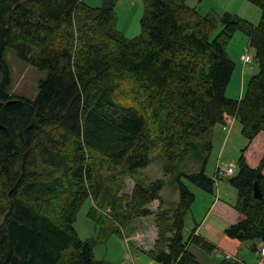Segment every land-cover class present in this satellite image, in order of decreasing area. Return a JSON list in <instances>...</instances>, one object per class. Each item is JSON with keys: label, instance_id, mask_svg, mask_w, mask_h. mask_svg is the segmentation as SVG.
Here are the masks:
<instances>
[{"label": "trees", "instance_id": "obj_1", "mask_svg": "<svg viewBox=\"0 0 264 264\" xmlns=\"http://www.w3.org/2000/svg\"><path fill=\"white\" fill-rule=\"evenodd\" d=\"M246 1L261 11L257 25L229 13L218 22L182 1L142 0L140 34L127 39L114 0L98 8L82 0H0V264H108L95 259L94 245L123 237L149 216L156 238L148 255L156 263L201 264L189 246L209 254L215 247L197 227L183 242L195 196L182 179L213 193L204 137L225 117L240 123L247 146L229 178L237 220L224 234L264 243V0ZM237 31L254 50L258 72L243 97L231 100L225 92L235 65L226 46ZM5 49L46 72L33 101L9 94ZM152 152L176 175L179 203L170 212L149 208L160 201L161 180L136 181L123 192ZM190 160L199 170L179 171ZM85 199L98 230L90 241L74 228Z\"/></svg>", "mask_w": 264, "mask_h": 264}, {"label": "rangeland", "instance_id": "obj_2", "mask_svg": "<svg viewBox=\"0 0 264 264\" xmlns=\"http://www.w3.org/2000/svg\"><path fill=\"white\" fill-rule=\"evenodd\" d=\"M86 5L94 8L102 6L103 0H82ZM114 12L117 19V29L127 39H131L140 34V19L144 12L142 0H114ZM182 1L190 7L196 8L201 15H206L216 19L218 22L224 13H229L240 17L252 25H257L260 20L261 11L257 6L248 3L246 0H177ZM221 25L218 24L214 33H218ZM226 52L233 61L235 68L226 88L225 95L228 99L239 100L243 97L247 83L251 76L258 72V66L254 59V50L249 46L247 37L237 31L234 33L226 46ZM249 55L251 62L245 64L241 56ZM3 59L10 74L9 94L12 97L24 98L33 101L38 93V84L45 79L46 72L40 71L27 63L21 61L16 53L11 49H5ZM2 74L0 72V81ZM123 102L128 103L126 97ZM223 125H216L205 135V140L210 143L211 149L205 166V173L215 180L213 193H207L198 187L189 184L184 179L182 181L194 194L195 200L190 211L184 218L182 231L183 242L186 243L193 229L201 228L200 234L203 236L207 225L219 229L223 223L218 216V200L230 207L236 200V190L229 184V178L215 177L216 167H225L229 164H236L240 151L247 146L246 139L241 135V125L233 119L232 125L227 126L223 131ZM262 141L258 142V145ZM262 145V144H261ZM258 148L253 150V157L257 154ZM150 164L142 169L133 172L124 180L123 192L129 194L136 181L149 185L156 180H161L163 187L159 192L160 201H154L149 208L157 214L160 211L170 212L179 203V193L175 181V173H166V162L150 153ZM199 165L193 161H187L179 171L190 173L198 171ZM215 202L216 208L212 207ZM2 203V193L0 191V204ZM91 200L85 199L77 212L74 228L77 237L81 241H90L97 238L98 230L94 223L87 218V213L91 207ZM154 216L136 219L125 230L126 235L133 236L134 241L126 242L123 237L110 236L103 243H96L93 247L94 257L98 261L108 264H158L148 252L140 250L136 245L143 243L145 250L152 244L154 238ZM207 229V228H206ZM138 235V236H137ZM225 236V234H224ZM138 237V238H137ZM226 240L228 237H224ZM155 241V240H154ZM237 246L226 245L225 241L213 253H205L194 245L189 246V251L201 264H217L222 259L239 262L240 264H256L258 262L257 252L251 250L252 242H239L234 240ZM140 245L143 247L144 245ZM148 246V247H147ZM219 254V255H218Z\"/></svg>", "mask_w": 264, "mask_h": 264}, {"label": "crops", "instance_id": "obj_3", "mask_svg": "<svg viewBox=\"0 0 264 264\" xmlns=\"http://www.w3.org/2000/svg\"><path fill=\"white\" fill-rule=\"evenodd\" d=\"M241 58H242V56H241ZM215 202H217V201H214V203L212 204V207L216 208L217 204H219V207L217 208L218 216L220 217V220L223 223L220 225L219 229L212 228L211 225H207V227H206L207 229L205 228V230H204L206 233L203 234V236H201V234H200L201 228L197 227L196 232L202 239H204L206 242H208L211 245H213L215 247V250L220 251V249H218V246H220L222 243H224V241H225L226 245H231V247L237 246V244L234 242V240H226V238H224L225 237L224 236L225 229L230 224L236 222L237 215H236V213L232 210V208L229 205H226V204L220 202L219 200H218L217 204H215ZM125 231L126 230L123 231L124 240L126 242L134 241L133 236H131V234L130 235H126ZM153 235H154V238L152 240V244H151V246H149L147 251L145 250L146 248H145V245L143 243H139L138 245H136V247H138L142 251L148 252L152 248L154 240L156 238V229L155 228H154V234ZM142 244L144 246L140 247V245H142ZM253 245L255 246V248H258L260 246H264V243L262 241L258 240V241H254ZM251 250H252V247H251Z\"/></svg>", "mask_w": 264, "mask_h": 264}, {"label": "built area", "instance_id": "obj_4", "mask_svg": "<svg viewBox=\"0 0 264 264\" xmlns=\"http://www.w3.org/2000/svg\"><path fill=\"white\" fill-rule=\"evenodd\" d=\"M242 60L245 64L251 62V58L249 55L242 56ZM232 121L233 118L225 117L224 124L222 127L223 131L227 130V126L230 127L232 125ZM235 172H236V164H229L225 167H216L215 177L227 178L233 176ZM255 252H257L258 255V262L256 264H264V246L255 248Z\"/></svg>", "mask_w": 264, "mask_h": 264}, {"label": "water", "instance_id": "obj_5", "mask_svg": "<svg viewBox=\"0 0 264 264\" xmlns=\"http://www.w3.org/2000/svg\"><path fill=\"white\" fill-rule=\"evenodd\" d=\"M253 192H254V198L255 199H260L261 198V193H260V190H259L258 185H257L256 182L253 184Z\"/></svg>", "mask_w": 264, "mask_h": 264}]
</instances>
